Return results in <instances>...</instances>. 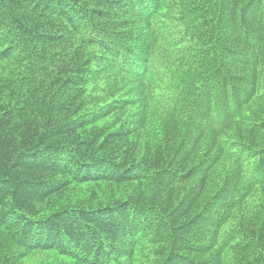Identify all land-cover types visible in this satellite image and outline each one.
Here are the masks:
<instances>
[{
	"label": "trees",
	"instance_id": "1",
	"mask_svg": "<svg viewBox=\"0 0 264 264\" xmlns=\"http://www.w3.org/2000/svg\"><path fill=\"white\" fill-rule=\"evenodd\" d=\"M38 252L264 264V0H0V264Z\"/></svg>",
	"mask_w": 264,
	"mask_h": 264
},
{
	"label": "rangeland",
	"instance_id": "2",
	"mask_svg": "<svg viewBox=\"0 0 264 264\" xmlns=\"http://www.w3.org/2000/svg\"><path fill=\"white\" fill-rule=\"evenodd\" d=\"M86 190L88 189H86L85 186L73 188L69 193V197L71 198V201H75L77 199H84L85 195L89 194ZM21 264H70V263L63 261L62 258L57 257L53 253L38 252L28 256L26 259L23 260Z\"/></svg>",
	"mask_w": 264,
	"mask_h": 264
}]
</instances>
